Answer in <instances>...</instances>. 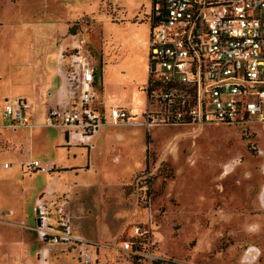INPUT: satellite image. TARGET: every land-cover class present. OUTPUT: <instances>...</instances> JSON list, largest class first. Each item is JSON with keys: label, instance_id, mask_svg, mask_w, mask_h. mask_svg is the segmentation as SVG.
<instances>
[{"label": "rangeland", "instance_id": "rangeland-1", "mask_svg": "<svg viewBox=\"0 0 264 264\" xmlns=\"http://www.w3.org/2000/svg\"><path fill=\"white\" fill-rule=\"evenodd\" d=\"M152 9L153 0H0V77L9 91L3 97L17 96L16 72L37 49L56 50L61 35L72 41L76 20L94 50H104L98 100L127 108L132 119L101 126L90 152L55 147L59 127L35 129L37 156L57 159L50 172L23 171L0 142V264H34L45 248L49 264L66 256L72 264V249L37 237L40 196L65 203L76 233L97 246L98 264H149L122 249L138 227L159 257L152 264H249L243 205L264 182V124H140L150 68L151 22L144 19ZM119 17L130 21H113Z\"/></svg>", "mask_w": 264, "mask_h": 264}, {"label": "built area", "instance_id": "built-area-1", "mask_svg": "<svg viewBox=\"0 0 264 264\" xmlns=\"http://www.w3.org/2000/svg\"><path fill=\"white\" fill-rule=\"evenodd\" d=\"M149 40L148 105L140 124L150 127L180 124H264V0H154ZM66 66L76 102L51 108L46 126L70 129V142L93 147V136L104 124H132L128 112L113 106L107 118L97 106L95 55L81 37ZM31 104L7 98V127H31ZM5 166H8L6 163ZM26 172H50L38 159L22 162ZM36 201L39 240L76 250L77 264H96L97 246L76 233L65 203ZM138 227L122 249L149 264L159 258L146 246ZM257 249L254 246L247 248ZM49 264L43 249L39 262Z\"/></svg>", "mask_w": 264, "mask_h": 264}, {"label": "crops", "instance_id": "crops-1", "mask_svg": "<svg viewBox=\"0 0 264 264\" xmlns=\"http://www.w3.org/2000/svg\"><path fill=\"white\" fill-rule=\"evenodd\" d=\"M154 2V0H153ZM145 5V4H144ZM145 8V7H144ZM118 10L120 8H117ZM123 9V8H122ZM124 10L122 11V14H124ZM87 15V14H85ZM120 16V15H119ZM146 19L144 21L150 20V14H146ZM133 23L139 22V13L134 17ZM36 20H43L42 18H38ZM75 21V22H74ZM119 24L125 23L126 21H130L129 19H122L119 17L117 20H113ZM1 25V24H0ZM81 23L77 22L76 20L72 21V41L70 40V36L63 37L62 35L57 37V49H51L50 47H42V49H37L34 52V56L29 57L20 69L17 70L16 74L19 75L17 84H14L12 86L13 94H16L17 96L12 97H3L1 93L4 95L9 94L8 89L6 88L8 86V83L6 80L2 81V77H0V142L6 141V143L9 144L10 149L4 151L5 153L11 154V156L14 158L15 162L18 165V168L22 169L24 168L22 166V162L25 160H28L29 158L38 159L41 162H43L37 154L39 152L36 151L35 147V129L41 130V128H49L54 126H46L44 125L45 117L48 113V111L51 108H60V109H66L69 107H72L76 102V97L74 96V93L71 95V84L68 79V75L66 72V66L69 64L70 57L69 53L72 52V50L77 45L78 40L83 37L82 33L83 30H80ZM69 28V23L68 26ZM67 28V29H68ZM87 43L88 48L94 53L95 55V64L98 68L96 73V84L99 81H102V76L104 75V68L105 64H107V61L105 60V54L104 50H100V52H96L94 48L92 47V44L90 42L91 37H84ZM48 43L51 42V38L47 37ZM50 40V41H49ZM45 48V49H43ZM116 60V59H115ZM54 63V67L51 68L50 63ZM24 68V69H23ZM99 69L101 70L100 78L99 75ZM56 77L57 80H54L53 78ZM100 79V80H99ZM2 82V83H1ZM101 83V82H100ZM5 86V87H4ZM104 84L103 81L101 83V88L103 89ZM97 88V86H96ZM97 93V106L103 110V115L107 118L109 115V111L111 107L117 106L120 108L125 109L128 114L129 110L125 107H121L119 105H106L104 103L103 98L99 101L98 92ZM13 97H22L25 98L30 104H31V110H30V117L32 121L34 122V126L29 127L30 128V134L28 135L26 133V130L28 127H7L8 131H4L6 129H3L2 124L4 123L3 120V106L4 102L7 98H13ZM3 122V123H2ZM104 125H113V124H104ZM121 125V124H118ZM123 125H130L123 124ZM61 134L60 138L57 137L55 142V147H65L66 145L69 146H81L82 145H75L70 142V129L66 127H59ZM22 131V132H20ZM5 132V133H4ZM99 132V131H98ZM97 132V133H98ZM97 133L93 136V147H96L95 137ZM44 143H42L43 145ZM86 148V147H84ZM88 152H90V148H86ZM1 154V151H0ZM21 161V162H20ZM20 162V163H19ZM56 160H53L52 162H43L46 164L51 165L53 168H55ZM6 164V163H5ZM9 166V165H8ZM74 169V168H71ZM26 172V171H25ZM37 201V200H36ZM244 209V227L247 233H249V240L250 244L247 246L249 248L250 246H254L257 249L253 248L250 250V252H247L244 255V260L246 263L249 264H264V182L262 183V186L260 188V192L255 196V198H251L249 202L247 201L243 205ZM232 216H230L231 218ZM257 239V240H256ZM67 249H72V264H77L78 256L76 257L77 253L76 250L72 247L66 246ZM98 249V248H97ZM42 254V250L39 253V257L36 258L35 263L39 262L40 256ZM75 256V257H74ZM69 256H66L64 259H60L57 261L56 264H70ZM75 260V261H74ZM73 261L75 263H73ZM96 264H98V250L96 253Z\"/></svg>", "mask_w": 264, "mask_h": 264}, {"label": "trees", "instance_id": "trees-1", "mask_svg": "<svg viewBox=\"0 0 264 264\" xmlns=\"http://www.w3.org/2000/svg\"><path fill=\"white\" fill-rule=\"evenodd\" d=\"M255 123V122H254ZM242 124H247V123H242ZM228 125H231V124H228ZM232 125H241V124H232ZM264 172V170H263ZM139 260H141L139 257H137Z\"/></svg>", "mask_w": 264, "mask_h": 264}]
</instances>
